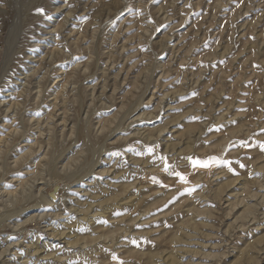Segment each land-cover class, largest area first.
<instances>
[{"label": "rangeland", "instance_id": "374dc122", "mask_svg": "<svg viewBox=\"0 0 264 264\" xmlns=\"http://www.w3.org/2000/svg\"><path fill=\"white\" fill-rule=\"evenodd\" d=\"M262 146L264 0H0V264H264Z\"/></svg>", "mask_w": 264, "mask_h": 264}, {"label": "snow or ice", "instance_id": "6c2138e0", "mask_svg": "<svg viewBox=\"0 0 264 264\" xmlns=\"http://www.w3.org/2000/svg\"><path fill=\"white\" fill-rule=\"evenodd\" d=\"M35 13L39 14V15H44L45 14V9L43 7H36L35 8ZM262 150H264V146H262ZM163 159V158H161ZM190 159L191 165L193 168H204V169H208L210 168L213 164L219 165L220 161L216 160V158H212L211 160H199V159ZM225 164V166H229L227 161L223 162ZM241 167H243V165H241ZM165 170H167V166L165 168ZM229 170L231 171V167L229 166ZM176 178L183 184H187L188 182V178L184 175H182L179 172L175 173Z\"/></svg>", "mask_w": 264, "mask_h": 264}, {"label": "bare ground", "instance_id": "6f19581e", "mask_svg": "<svg viewBox=\"0 0 264 264\" xmlns=\"http://www.w3.org/2000/svg\"><path fill=\"white\" fill-rule=\"evenodd\" d=\"M24 4H25V3H24ZM30 5H31V4H29L28 6H30ZM28 6H26V7H28ZM26 7H25V8H26ZM23 9H24V8H23ZM30 92H31V91H30ZM36 97H37V96H36ZM20 117H21V116H20ZM224 120H225V119H224ZM19 121H20V120H19ZM65 123H66V122H65ZM85 123H86V122H85ZM21 125H22V124H21ZM15 129H16V128H15ZM90 143H91V142H90ZM101 145H102V144H101ZM96 151H97V150H96ZM100 151H101V150H100ZM92 155H94V154H92ZM54 159H55V158H54ZM54 168H55V167H54ZM50 169H51V168H50ZM58 170H59V169H58ZM80 170H81V169H80ZM84 170H85V169H84ZM55 171H56V170H55ZM88 172H89V171H88ZM38 194H39V193H38ZM76 194H77V193H76ZM27 195H28V194H27ZM40 195H41V194H40ZM32 197H33V196H32ZM27 198H31V197H27ZM45 198H46V197H43L44 200L42 199V201H44L42 205H44V206L47 208V207H48L47 205H50L51 202H50L49 200H47V199L45 200ZM24 199H25V197H24ZM48 199H49V198H48ZM25 200H26V199H25ZM29 200H30V199H29ZM29 200H26V201L29 202ZM57 200H58V199H57ZM53 202H54V201H53ZM7 203H8V202H7ZM12 204H13V203H12ZM22 204H23V203H22ZM45 204H46V205H45ZM13 205H14V204H13ZM25 205H26V204H25ZM70 206H71V205H70ZM16 209H17V208H16ZM72 209H75V208H72ZM77 209H78V208H77ZM43 210H45V208H44ZM63 211H64V210H63ZM63 211H62V212H63ZM79 211H80V210H79ZM4 212H5V211H4ZM8 213H9V212H8ZM103 213L105 214V212H103ZM7 215H9V214H7ZM55 215H56V214H55ZM56 216H57V215H56ZM58 216H59V215H58ZM61 216H62V215H61ZM101 216H102V215H101ZM84 218H85V217H84ZM84 218H83V221H82V222H85L86 224H88L89 221H91V219H90V220H88V219L85 220ZM95 218H96V217H95ZM78 219H79V218H78ZM72 220H73V219H72ZM93 221H94V220H93ZM93 221H92V222H93ZM82 222H80V223H82ZM74 223H75V222H74ZM77 223H78V222H77ZM68 224H69V223H68ZM82 224H83V223H82ZM69 225H70V224H69ZM69 225H68V227H69ZM62 226H63V225H62ZM65 226H67V225L65 224ZM65 226H64V229L61 230L62 232L60 233V235L63 234L64 230H66L67 227H65ZM59 230H60V229H59ZM68 230H69V229H68ZM88 231H89V230H88ZM91 231H92V230H91ZM66 232H67V230H66ZM92 232H93V231H92ZM64 233H65V232H64ZM78 233H79V232H78ZM53 239H54V238H53ZM32 245H34V244H32ZM42 245H43V244H42ZM70 246H71V245H70ZM40 250H41V246H40L39 248H38V247L34 248V251H33L34 255H35L36 253H38V251H40ZM72 250H73V249H72ZM73 251H74V250H73ZM75 252H76V251H75ZM29 255H30V254H29ZM62 255H63V254H62ZM70 255H71V254H70ZM73 255H74V254H73ZM81 255H82V254H81ZM64 256H65V255H64ZM48 257H49V256H48ZM50 257H51V256H50ZM69 258H70V257H69ZM35 259H38V257L36 256ZM65 260H66V259H65ZM65 260H64V261H65ZM34 261H35V260H34ZM21 262H22V261H21ZM77 262H78V261H77ZM31 263H32V262H31ZM31 263H29V264H31ZM22 264H23V263H22ZM67 264H68V263H67Z\"/></svg>", "mask_w": 264, "mask_h": 264}]
</instances>
